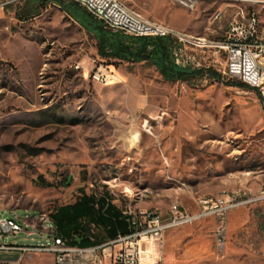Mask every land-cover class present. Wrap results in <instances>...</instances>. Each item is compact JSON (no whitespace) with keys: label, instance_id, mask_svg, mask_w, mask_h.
Instances as JSON below:
<instances>
[{"label":"rangeland","instance_id":"rangeland-1","mask_svg":"<svg viewBox=\"0 0 264 264\" xmlns=\"http://www.w3.org/2000/svg\"><path fill=\"white\" fill-rule=\"evenodd\" d=\"M123 1L205 39L254 14L264 42V0H201L193 10L173 0ZM215 10L221 15L213 19ZM191 53L221 78L165 80L150 63L100 57L94 35L57 3L34 14L26 0H0V211L23 226L2 240L44 243L26 220L47 223L79 188L127 203L158 200L165 218L176 203L193 213L198 198L264 188L259 92L226 84L221 52ZM97 69L111 81H94ZM234 209L224 250L217 252L212 229L213 241L188 264H264V200Z\"/></svg>","mask_w":264,"mask_h":264},{"label":"built area","instance_id":"built-area-1","mask_svg":"<svg viewBox=\"0 0 264 264\" xmlns=\"http://www.w3.org/2000/svg\"><path fill=\"white\" fill-rule=\"evenodd\" d=\"M76 2L111 31H122L133 36H168L173 42L172 54L177 64L195 65V58L188 50L211 48L224 55L223 76L257 89L264 104V42L258 32V20L251 14L246 20L234 19L224 36L219 39H200V36L177 29L163 21L143 16L129 8L123 0H68ZM188 10H193L201 0H173ZM215 10L212 18H219ZM111 73L97 69L92 79L99 83L111 81ZM264 200V188L252 191L247 187L223 190L218 194L198 198V211L188 212L181 204L171 206L170 215L151 208L147 210L127 207L124 210L127 231L105 243L80 247L70 245L56 234L50 218L41 223L49 242L37 245H16L0 242V250L44 252L53 255L54 264H163V238L166 231L206 217H213V238L217 252L225 248L228 212L240 206ZM49 217V215H48ZM23 230L14 215L0 213V235H14ZM107 259V263L105 262Z\"/></svg>","mask_w":264,"mask_h":264},{"label":"crops","instance_id":"crops-1","mask_svg":"<svg viewBox=\"0 0 264 264\" xmlns=\"http://www.w3.org/2000/svg\"><path fill=\"white\" fill-rule=\"evenodd\" d=\"M91 18L102 25V23L97 19L93 18L92 16ZM188 51L191 53V51L194 52L196 50H188ZM191 54L195 58V65H187V66L193 68H199V61L195 57L194 53ZM247 188L251 189V187H247ZM216 194H218V192L213 194V196ZM82 197L85 198L90 197V204H92V208H93V213L91 215L89 214L75 215L74 213H72L71 217L68 219V218H62L63 217L62 214L57 212V208L60 206L73 204L76 201L77 203L78 202L81 203ZM188 202L190 209L194 211V209L196 208L194 201L190 200ZM162 204L163 203L159 202L158 200H152L146 202L134 201L133 203L130 200V202L127 203L124 199L119 201L118 199L112 198L107 191L88 192L84 189L79 188L77 196L74 198L72 202L59 204L53 210V212L57 214L56 218L57 221H59V223L52 220L51 221L56 228V234L66 239V241L70 245L87 247V246L105 243L111 239H114L118 234H121L125 230H127L126 215L124 214V210L127 207H133L135 209H142V210H147L151 208L158 209L159 207L161 208V210H163L162 207L164 205ZM235 210L237 209H233L232 211H230L231 217L235 215V213H237V211ZM2 212L4 211H0V213ZM34 221H35L34 215H32L26 220V222L29 223L32 228H35L33 226ZM214 224L215 221L213 217H206L195 221V223L186 224L183 225L182 227H177L166 231V233L164 234L163 247H162L163 264H188L189 263L188 259L192 255L204 251V248H206L213 241L210 232L213 229ZM196 228H198V231H195ZM206 232L209 233V235H205ZM28 233H33V232L29 231ZM40 233H41L40 237L45 239L44 243L49 242L50 237H48L47 232L40 230ZM2 239L3 238H1V242L3 241ZM186 241L188 242L187 248L178 257V253L181 251L179 248L184 243H186ZM8 244H12V243H8ZM16 245H25V244H16ZM105 262L107 263V259H105ZM0 264H54V258L52 254L44 253V252H22L20 250H0Z\"/></svg>","mask_w":264,"mask_h":264},{"label":"trees","instance_id":"trees-1","mask_svg":"<svg viewBox=\"0 0 264 264\" xmlns=\"http://www.w3.org/2000/svg\"><path fill=\"white\" fill-rule=\"evenodd\" d=\"M31 12L37 14L38 6L49 2L59 4L80 25L96 38L97 53L103 58H113L131 62H147L156 67L163 79L169 81H191L207 77L209 79H220L221 74L211 67L193 68L177 64L172 54L173 40L168 36H133L122 31H111L104 28L100 23L93 20L85 8L76 2L66 0H26ZM227 85L249 87L235 79H228ZM251 88V87H249ZM259 98L260 94H258ZM100 209V208H99ZM73 210V212H72ZM62 218H70L75 215H91L93 213L90 197H82V202L68 204L57 208ZM57 214L53 211L49 214L52 221H57ZM98 216V215H97ZM99 217V216H98ZM61 222V220H60ZM125 230L124 232H126ZM123 232V233H124Z\"/></svg>","mask_w":264,"mask_h":264},{"label":"bare ground","instance_id":"bare-ground-1","mask_svg":"<svg viewBox=\"0 0 264 264\" xmlns=\"http://www.w3.org/2000/svg\"><path fill=\"white\" fill-rule=\"evenodd\" d=\"M200 39H205L204 37H200Z\"/></svg>","mask_w":264,"mask_h":264}]
</instances>
